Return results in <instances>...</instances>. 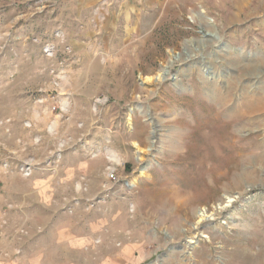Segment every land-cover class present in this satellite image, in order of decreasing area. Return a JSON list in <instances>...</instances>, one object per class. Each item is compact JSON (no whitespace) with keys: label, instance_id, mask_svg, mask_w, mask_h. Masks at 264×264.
Wrapping results in <instances>:
<instances>
[{"label":"rangeland","instance_id":"1","mask_svg":"<svg viewBox=\"0 0 264 264\" xmlns=\"http://www.w3.org/2000/svg\"><path fill=\"white\" fill-rule=\"evenodd\" d=\"M0 264H264V0H0Z\"/></svg>","mask_w":264,"mask_h":264},{"label":"bare ground","instance_id":"2","mask_svg":"<svg viewBox=\"0 0 264 264\" xmlns=\"http://www.w3.org/2000/svg\"><path fill=\"white\" fill-rule=\"evenodd\" d=\"M203 124V123H201ZM200 124V125H201ZM205 124V123H204ZM199 126V125H198ZM203 125H201L202 127ZM204 127V126H203ZM200 129V127H198ZM203 129V128H201ZM219 139H216L214 138V142L215 144H218L219 143ZM221 152L223 150H225L226 148L223 147L222 145H218L217 147ZM201 164L203 165V169L205 171L206 174H208L209 176L213 177L215 182H218L220 180H222L224 178V175L222 174V170L224 168H228L230 167V165H232L233 163H235V159H234V156H233V153L232 152H229V156H227L225 159L224 157L220 156L219 159H217L219 162L218 164L212 166V167H209L208 166V163L212 160L211 156L209 155V153H201L200 156H199V159H198ZM201 197L198 196H194L192 197L187 203H186V208H190L191 206H193L196 202L200 201ZM185 207V206H184ZM191 209V208H190ZM198 217L200 218V222L203 221V220H206V216L204 213L202 214H199Z\"/></svg>","mask_w":264,"mask_h":264},{"label":"crops","instance_id":"3","mask_svg":"<svg viewBox=\"0 0 264 264\" xmlns=\"http://www.w3.org/2000/svg\"><path fill=\"white\" fill-rule=\"evenodd\" d=\"M45 6H46L47 9L49 8V5H45ZM30 22L32 23V25L30 24ZM27 24L33 26L34 29H36V26H37L38 23H37V20L36 19H33V20H28V23Z\"/></svg>","mask_w":264,"mask_h":264}]
</instances>
